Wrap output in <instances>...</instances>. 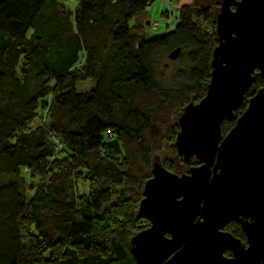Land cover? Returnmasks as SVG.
<instances>
[{"label": "trees", "instance_id": "trees-1", "mask_svg": "<svg viewBox=\"0 0 264 264\" xmlns=\"http://www.w3.org/2000/svg\"><path fill=\"white\" fill-rule=\"evenodd\" d=\"M68 1L0 0V178H16L0 183V264H136L130 239L147 227L137 211L153 163L200 164L174 141L184 107L207 90L221 0L180 4L174 29L150 38L129 22L156 0ZM175 48L187 85L170 96L152 57ZM262 86L256 70L223 136Z\"/></svg>", "mask_w": 264, "mask_h": 264}, {"label": "water", "instance_id": "water-1", "mask_svg": "<svg viewBox=\"0 0 264 264\" xmlns=\"http://www.w3.org/2000/svg\"><path fill=\"white\" fill-rule=\"evenodd\" d=\"M215 32L207 90L184 107L174 141L183 162L200 164L177 173L153 163L137 211L150 225L130 239L136 264H264V86L221 134L256 70L264 77V0H221ZM232 220L247 245L222 230Z\"/></svg>", "mask_w": 264, "mask_h": 264}, {"label": "rangeland", "instance_id": "rangeland-1", "mask_svg": "<svg viewBox=\"0 0 264 264\" xmlns=\"http://www.w3.org/2000/svg\"><path fill=\"white\" fill-rule=\"evenodd\" d=\"M184 2H196L200 5L204 4L205 0H156L152 5L146 7L143 11L137 13L129 22L130 25L140 24L143 26V35L146 38L155 37L165 34L174 29L178 22V12L180 4ZM68 6H72V1L66 2ZM219 10V8H218ZM217 8H214V16L217 15ZM170 50L161 51L152 57V67L155 82L158 87L168 95H175L177 91L183 86L187 85L184 78V72L188 68V62L185 55H178L171 59L168 57ZM94 83L90 80L76 83V90L82 92L93 87ZM43 114L39 111L33 123V126L38 121V117ZM157 159L154 158V161ZM175 160V159H173ZM16 179L15 177L2 176L0 183L6 182L9 179ZM19 179V178H18ZM79 193L86 194L89 190L88 184L78 183ZM142 224L148 225L146 220Z\"/></svg>", "mask_w": 264, "mask_h": 264}, {"label": "flooded vegetation", "instance_id": "flooded-vegetation-1", "mask_svg": "<svg viewBox=\"0 0 264 264\" xmlns=\"http://www.w3.org/2000/svg\"><path fill=\"white\" fill-rule=\"evenodd\" d=\"M231 7L233 8V6L231 5ZM198 217V216H197ZM248 221H250L249 220V218L247 219ZM147 222H148V225H150V222L147 220ZM147 225V226H148ZM146 228V227H145ZM222 230L223 231H244L243 229H242V227H241V224H240V222H238V221H235V220H232V221H230V222H228V223H226L223 227H222ZM240 235V234H239ZM238 235V236H239ZM238 236H236V237H238ZM240 240H241V242L244 244V245H247V242H246V236H245V234H244V232L242 233V235L241 236H239L238 237ZM225 255L226 256H231V253L229 252V251H226L225 252Z\"/></svg>", "mask_w": 264, "mask_h": 264}]
</instances>
